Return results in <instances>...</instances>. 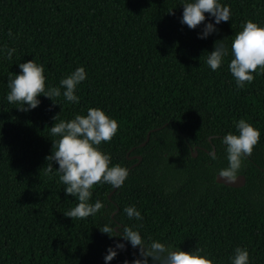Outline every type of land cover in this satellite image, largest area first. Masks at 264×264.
<instances>
[{"label": "trees", "instance_id": "1", "mask_svg": "<svg viewBox=\"0 0 264 264\" xmlns=\"http://www.w3.org/2000/svg\"><path fill=\"white\" fill-rule=\"evenodd\" d=\"M185 2L0 0V264H100L99 257L105 264L118 239L101 233L105 224H142L145 240L202 248L216 264H231L237 247L248 250L250 264H264V74L238 90L228 68L236 32L249 19L264 26V0H220L231 19L206 39L199 34L214 18L206 13L204 24L190 29L181 23ZM218 40L229 56L212 71L206 58ZM5 46L16 49L11 60ZM34 59L51 87L84 67L79 103L61 95L54 105L41 95L28 112L10 104L9 76ZM92 107L118 121L117 134L100 147L129 176L115 191L95 185L92 202L105 207L73 221L63 213L78 200L66 195L58 164L46 171L58 139L46 128L57 114L70 120ZM241 118L261 139L239 171L245 184L232 186L216 175L228 164L222 138L236 133L234 121ZM127 206L143 219L130 220ZM137 254L127 244L109 264H131Z\"/></svg>", "mask_w": 264, "mask_h": 264}, {"label": "clouds", "instance_id": "2", "mask_svg": "<svg viewBox=\"0 0 264 264\" xmlns=\"http://www.w3.org/2000/svg\"><path fill=\"white\" fill-rule=\"evenodd\" d=\"M183 9L181 23L193 30L204 24L206 13L214 18L215 23L204 24L199 34L200 39H206L217 32L216 25L231 19L230 6L222 4L220 0H186ZM12 35L9 31V36ZM224 40L216 41L214 50L208 52L206 63L212 71L219 70L225 58L229 56V48ZM5 51L7 59L11 60L16 49L5 46ZM231 56L228 68L238 90L251 84L255 80L254 74H264V26L251 19L247 20L242 25V30L233 36ZM19 68V74L13 73L8 78L7 101L10 104H19L20 111L28 112L37 108L41 103L38 99L41 95L50 98L54 105L57 104L54 98L61 95L68 102L79 103L77 88L87 79L84 67L76 68L62 78L56 87L46 86L45 68L35 59L19 63ZM53 120L54 125L46 129H50V136L58 139L52 140V154L46 157V171L52 174L53 163L58 164L59 168L55 171L60 182L66 186V195L78 200L73 208L63 214L73 221L95 216L105 205L99 199L92 202L94 186L109 184L113 188H120L129 176V169L118 163L112 164L111 155L100 147L103 143L112 141L119 130V123L97 107L89 108L86 114H77L70 120L60 119V114L54 116ZM234 125L236 133L229 132L222 138V143L226 146L228 164L219 170V176L228 183L237 181L244 160L252 155L261 139L260 130L246 119L234 121ZM212 159H216L215 154ZM123 212L130 220L143 219L135 206H127ZM118 227L120 225L113 228L110 224L99 227L101 233L110 238H118L115 245L107 249L105 264L115 259L119 250H125L127 244L133 249H138V254L131 264H150V261L151 264H216L214 258H209L211 254H205L202 248L183 251L180 247H170L158 239L148 237L145 240L140 232L142 224L123 225L117 232ZM231 264H250L248 250L243 247L235 248Z\"/></svg>", "mask_w": 264, "mask_h": 264}, {"label": "water", "instance_id": "3", "mask_svg": "<svg viewBox=\"0 0 264 264\" xmlns=\"http://www.w3.org/2000/svg\"><path fill=\"white\" fill-rule=\"evenodd\" d=\"M149 136H150V133H148V135H147V139L141 143L142 145L146 143V141L149 139ZM197 153H198V151H197V150H194L193 154H194V155H197ZM134 156H135V155H134ZM137 156H138L139 160L142 158V156H141L140 154L137 155ZM130 157H132V156H130ZM136 163H137V162H136ZM136 163L132 164L130 167L134 166ZM216 179H217L218 182H223V183H226V184H228V185H232V186H241V185H244L245 182H246V176H245L243 173H239V174H238V179H237V181L234 182V183H228V182H226V181L224 180V178H222V177L219 176V173H217V175H216ZM115 189H116V188H114L113 191H115ZM113 191H112V192H113ZM116 227H117V226H116ZM117 229H118V228H117ZM101 260H102V257H99V262H100V264H101Z\"/></svg>", "mask_w": 264, "mask_h": 264}]
</instances>
